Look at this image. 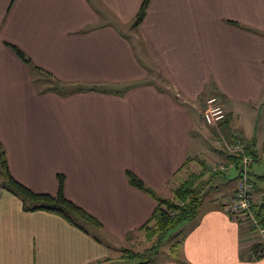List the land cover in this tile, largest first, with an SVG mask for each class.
Wrapping results in <instances>:
<instances>
[{
  "label": "crops",
  "instance_id": "0c3cea01",
  "mask_svg": "<svg viewBox=\"0 0 264 264\" xmlns=\"http://www.w3.org/2000/svg\"><path fill=\"white\" fill-rule=\"evenodd\" d=\"M140 2L0 0V148L8 175L50 197L60 178L63 197L98 224L82 232L53 213L23 211L0 188V264H109L119 254L113 243L150 226L156 209L126 174L171 200L195 160L204 187L230 180L226 142L240 140L263 157L264 0H149L132 28ZM210 96L225 111L215 126L202 119ZM255 164L248 178L261 198L264 169ZM234 188L185 222L177 261L154 264H264L221 211Z\"/></svg>",
  "mask_w": 264,
  "mask_h": 264
},
{
  "label": "trees",
  "instance_id": "16d2710c",
  "mask_svg": "<svg viewBox=\"0 0 264 264\" xmlns=\"http://www.w3.org/2000/svg\"><path fill=\"white\" fill-rule=\"evenodd\" d=\"M149 0H141L140 6L132 20L131 27L135 28L143 19L147 3ZM8 48L12 51V53L25 65L30 66V61L18 50L16 47L12 45H7ZM34 69V68H33ZM249 147L244 143V148L242 151L243 156L248 157L251 161L250 164L253 163H262L264 164V159L257 158L249 152ZM228 162L232 163L235 169L238 167V159L239 157L234 156H226ZM221 173V172H220ZM250 171L248 169V175ZM128 185L134 189H137L146 195H148L153 201L156 203V209L148 223H152L151 233L148 234V238L158 233V236H162L166 233L170 228L184 222H189L195 219L198 214V210L201 205V201L197 196L195 189L190 188L189 184H192L193 180L196 179L197 176L191 175L190 179L182 182L172 194V200H166L158 197L148 188H146L135 176L131 174H126ZM264 181V176L260 178ZM193 186V185H191ZM0 188L5 189L6 191L12 193L16 196L21 203V208L23 211H46L49 213H53L58 215L70 225L76 227L77 229L84 232L83 225H91L97 226V222L88 216L83 210L76 207L69 201H67L62 195V181L60 178L57 180V191L55 196L50 197L47 195H39L34 194L17 184L15 181L11 179L8 175L4 154L0 148ZM261 205H264V195L260 198ZM264 223V219H262ZM147 224L143 227V230H147ZM160 237L158 238V240ZM180 242V235H177L175 241L169 246L168 256L177 261V252ZM250 256L255 259L263 258L261 254L263 250V246L258 243L250 244L249 246ZM154 250V247H153ZM122 257L126 259L137 260L136 264H154V259L149 255L146 257L145 254L138 255L137 253H133L129 250H124L121 252ZM155 253V252H154ZM153 256V254H152Z\"/></svg>",
  "mask_w": 264,
  "mask_h": 264
},
{
  "label": "built area",
  "instance_id": "2783aa9c",
  "mask_svg": "<svg viewBox=\"0 0 264 264\" xmlns=\"http://www.w3.org/2000/svg\"><path fill=\"white\" fill-rule=\"evenodd\" d=\"M225 111L216 97L210 96L204 101L202 119L207 126H215L223 121ZM244 143L240 140L229 141L225 144V150L229 156L239 157L236 174V186L233 192L227 196L221 205V211L242 230L255 236L253 243L263 246L261 254L264 257V205L260 198L254 195L253 185L248 178L250 159L243 156ZM264 159V155H263ZM215 172H222L223 167L216 165Z\"/></svg>",
  "mask_w": 264,
  "mask_h": 264
},
{
  "label": "rangeland",
  "instance_id": "374dc122",
  "mask_svg": "<svg viewBox=\"0 0 264 264\" xmlns=\"http://www.w3.org/2000/svg\"><path fill=\"white\" fill-rule=\"evenodd\" d=\"M42 84H43V86H42L43 88L47 87L46 85H44L45 84L44 82ZM37 85L39 86V83ZM51 85H52L54 90H57V86L53 85L52 82L50 81V86ZM64 90L65 91H71V90H74V88L66 87ZM60 91L63 92V90H60ZM255 165H257L261 168L263 167V169H264V164H262V163H256ZM187 172L188 173L185 175V180L190 179L191 175L198 176V177H196L197 179L190 182V183H193V186H191L192 184H189V185H190V188L193 187L195 189L197 196L201 201V207L208 206V204H209L208 199H210L211 196H215V197L219 198L218 200L220 202L223 199V193L230 190V188L232 186H234V185L236 186V182L234 184V182L231 181L232 179H234L236 177V170L235 169L229 170V172H227V173L225 172L227 178L228 179L230 178V180L227 181L226 184H222L221 186L216 185V184H211L207 187L206 186L204 187L205 184L202 181L207 177L206 174H203L206 172L204 170V167L200 163H198L197 160H195V162L191 163V169L187 168ZM263 172H264V170H263ZM235 181H237V180L235 179ZM151 226H152V223L150 224V226H148L147 230H142L141 232H137V233H134V234L128 236L127 241L125 243L118 244L119 246L114 245L115 243H113V246L118 247L119 254H116V255L113 254L112 261L109 264H136L137 263V260L120 258V257H122L121 252L123 251V249L129 250L133 253H137L138 255L145 254L146 257L149 255L151 258H153L157 262H161L162 260L167 259L169 246L175 241V238L177 235H182V233H184L185 222L180 223V224L170 228L162 236H158L159 234L156 233L153 236L148 238L147 237L148 234L151 233V231H149L152 228ZM91 227H93V226L86 225L87 229H89ZM94 231L95 230H92V233H94ZM242 231H243L244 235L248 236L249 240H251L252 242H255L256 238L253 235L248 234L244 230H242ZM159 237H160V239L158 240ZM153 247H154V250H153ZM152 254H153V256H152Z\"/></svg>",
  "mask_w": 264,
  "mask_h": 264
}]
</instances>
